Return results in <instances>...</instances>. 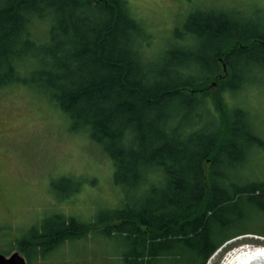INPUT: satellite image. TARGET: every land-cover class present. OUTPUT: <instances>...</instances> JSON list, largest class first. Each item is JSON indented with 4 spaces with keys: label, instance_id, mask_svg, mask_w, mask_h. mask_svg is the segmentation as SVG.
Segmentation results:
<instances>
[{
    "label": "trees",
    "instance_id": "trees-1",
    "mask_svg": "<svg viewBox=\"0 0 264 264\" xmlns=\"http://www.w3.org/2000/svg\"><path fill=\"white\" fill-rule=\"evenodd\" d=\"M234 17L221 6L193 11L154 48L129 0H0V88H26L56 106L68 132L106 158L118 195L88 213L50 208L17 237L0 238V253L17 248L35 263L96 233L125 248L114 251L117 263L164 264L188 247L187 264H206L228 240L264 234L248 226L264 215L263 180L220 187L215 168L224 157L237 164L236 141L264 146L248 111L227 113L225 94L259 85L264 72V31ZM229 120H243L247 135ZM94 180H54L55 189L67 183L56 202Z\"/></svg>",
    "mask_w": 264,
    "mask_h": 264
},
{
    "label": "rangeland",
    "instance_id": "rangeland-1",
    "mask_svg": "<svg viewBox=\"0 0 264 264\" xmlns=\"http://www.w3.org/2000/svg\"><path fill=\"white\" fill-rule=\"evenodd\" d=\"M129 3L151 26L156 38L154 48L162 45L176 27H182L189 13L209 11L217 6L230 10L240 28L248 26L250 32L264 31L260 27L264 23V0H129ZM239 64V72H244L241 62ZM194 66L198 67L196 63ZM259 76L262 78L259 85L251 86L250 81L245 82L247 88L237 94L229 91L225 94V102L230 119L234 109L250 113L254 119L249 122L250 130L264 142V72ZM215 88L211 86V90ZM67 120L56 106L35 91L22 87L0 88V230L5 231L0 232V238L17 237L50 208L80 214L116 202L118 195L110 185L109 163L83 136L68 132ZM230 122L247 135L243 120ZM197 136L200 137L198 132ZM229 149L235 155L232 161L237 164L233 167L224 157L215 167L222 175L220 180L217 179L220 187L247 180L264 182V146L257 147L246 137L244 141L234 142ZM62 177H71L74 181L81 177L95 180L84 184L72 200L57 203L55 197L64 193L67 183L62 182L63 185L56 189L51 183ZM250 225L264 226V215H259ZM261 237L264 234L258 232L236 236L216 249L206 264H220L234 250L264 245ZM117 249L125 248H116L112 241L94 233L66 243L56 251L51 250L46 259L37 257L35 263L26 264H124L116 261L118 256L114 251ZM14 251L19 250L13 248L4 255ZM174 251L178 256L164 264H187L191 259L192 251L188 247Z\"/></svg>",
    "mask_w": 264,
    "mask_h": 264
},
{
    "label": "bare ground",
    "instance_id": "bare-ground-1",
    "mask_svg": "<svg viewBox=\"0 0 264 264\" xmlns=\"http://www.w3.org/2000/svg\"><path fill=\"white\" fill-rule=\"evenodd\" d=\"M261 240H264V237H261ZM220 264H264V245L234 250Z\"/></svg>",
    "mask_w": 264,
    "mask_h": 264
},
{
    "label": "water",
    "instance_id": "water-1",
    "mask_svg": "<svg viewBox=\"0 0 264 264\" xmlns=\"http://www.w3.org/2000/svg\"><path fill=\"white\" fill-rule=\"evenodd\" d=\"M0 264H26V259L18 251H14L8 256L0 253Z\"/></svg>",
    "mask_w": 264,
    "mask_h": 264
}]
</instances>
